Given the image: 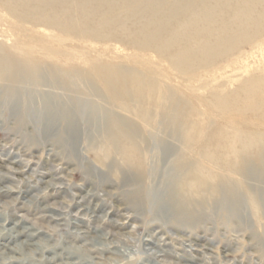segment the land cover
<instances>
[{"label": "rangeland", "instance_id": "obj_1", "mask_svg": "<svg viewBox=\"0 0 264 264\" xmlns=\"http://www.w3.org/2000/svg\"><path fill=\"white\" fill-rule=\"evenodd\" d=\"M36 23L0 6V58L11 63L9 73L24 77L19 86L0 80V264H264V180L240 185L231 201L216 196L208 208L198 207L194 222L183 218L187 209L170 190L180 171L206 154L207 140L236 132L264 139L255 116L229 119L207 103L219 86L227 92L264 72V48L246 46L236 65L197 78L178 75L153 52ZM41 73L46 81L38 87ZM9 95L27 96L18 100L24 121ZM140 95L171 97L175 106L155 118ZM45 104L57 115L54 124ZM120 116L141 132L142 158L101 163L106 122ZM18 233L29 235V244Z\"/></svg>", "mask_w": 264, "mask_h": 264}, {"label": "bare ground", "instance_id": "obj_2", "mask_svg": "<svg viewBox=\"0 0 264 264\" xmlns=\"http://www.w3.org/2000/svg\"><path fill=\"white\" fill-rule=\"evenodd\" d=\"M0 6L14 18L25 22L29 20L30 23L38 21L36 25L57 30L68 37L85 41L115 40L143 52H153L166 58L170 66L167 65L183 76L199 73L197 78H202L204 71L219 74L229 69V64L238 63L246 46L251 47L252 51L264 48V0H0ZM44 34L49 40H56L53 33L45 30ZM50 53L55 54V50ZM236 55L238 57L232 60ZM18 65L25 68L26 64ZM10 66L7 58H0V80L14 79L12 81L15 82L11 83L19 86L23 83V74L18 71L9 73ZM26 75L31 77L33 73L28 71ZM36 77L35 83L41 87L46 80L42 73ZM224 90L225 85L213 90L211 100L207 102L215 113L229 119L239 117L242 121L250 114L264 123V72L251 75L236 89ZM153 91L157 92V87L153 86ZM9 96L11 104L16 106L17 116L24 121L18 100L26 97V103L27 96ZM123 96L126 100L132 99V95ZM146 98L149 104H153L152 117L155 118L162 109L167 107L172 110L175 106L171 97L160 95H140L138 100L140 102ZM45 107L42 111L46 110L51 115L54 124L58 119L55 111L50 105L45 104ZM64 116L66 120L71 119L68 115ZM105 128L108 143L98 158L101 163L115 156L127 163L142 158L141 143L138 142L141 132L138 134L135 124L120 116L107 121ZM213 145L218 148L216 154L209 152ZM192 148L188 146L187 152H192ZM201 151L206 154L181 170L179 180L169 185L171 193L178 192L180 201L187 209L183 211L186 214L183 218L193 222L200 219L198 207L208 208L216 196L224 193V200L231 201L240 185L264 180V139L259 134L253 138H247L240 132L218 136L207 140ZM253 152L257 155L252 156ZM142 168L143 165L139 163L138 169ZM137 178V181L142 179L141 176ZM248 196L255 205L252 194L248 193ZM23 235L18 233L17 237H26L22 243L29 244L31 237Z\"/></svg>", "mask_w": 264, "mask_h": 264}]
</instances>
